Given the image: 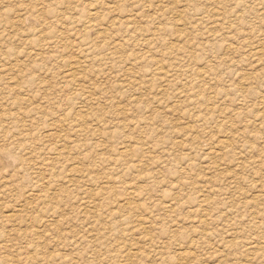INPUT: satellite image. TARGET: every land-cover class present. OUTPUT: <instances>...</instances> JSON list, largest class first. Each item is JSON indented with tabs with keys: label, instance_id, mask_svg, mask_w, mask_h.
<instances>
[{
	"label": "rangeland",
	"instance_id": "1",
	"mask_svg": "<svg viewBox=\"0 0 264 264\" xmlns=\"http://www.w3.org/2000/svg\"><path fill=\"white\" fill-rule=\"evenodd\" d=\"M0 264H264V0H0Z\"/></svg>",
	"mask_w": 264,
	"mask_h": 264
},
{
	"label": "bare ground",
	"instance_id": "2",
	"mask_svg": "<svg viewBox=\"0 0 264 264\" xmlns=\"http://www.w3.org/2000/svg\"><path fill=\"white\" fill-rule=\"evenodd\" d=\"M2 12V11H1ZM41 12V11H40ZM43 13V12H42ZM94 15V14H93ZM23 18V17H22ZM129 20V19H128ZM132 20H134V19H132ZM135 22V21H134ZM130 23V22H129ZM132 24V23H131ZM16 25V24H15ZM22 25V24H21ZM43 25V24H42ZM54 25V24H53ZM4 28V27H3ZM16 29V28H15ZM48 36V35H47ZM48 44V43H47ZM45 45V44H44ZM42 56V55H41ZM25 57V56H24ZM21 59V58H20ZM23 61V60H22ZM30 64V63H29ZM15 65V64H14ZM43 68V67H42ZM70 72H72V71H70ZM70 74H72L73 75V73H70ZM16 75V74H15ZM4 77V76H3ZM7 79V78H6ZM20 86V85H19ZM9 88V87H8ZM43 109V108H42ZM37 110V109H36ZM40 112V111H39ZM46 113V112H45ZM51 135V134H50ZM52 137V136H51ZM46 138V137H45ZM37 194V193H36ZM138 226V225H137ZM145 227V226H144ZM204 230V229H203ZM187 259V258H186Z\"/></svg>",
	"mask_w": 264,
	"mask_h": 264
}]
</instances>
